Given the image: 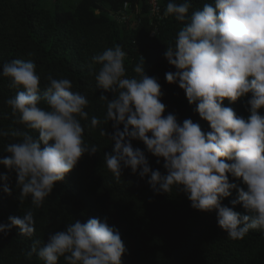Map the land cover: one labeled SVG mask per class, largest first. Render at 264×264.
Returning a JSON list of instances; mask_svg holds the SVG:
<instances>
[{
	"label": "clouds",
	"instance_id": "clouds-1",
	"mask_svg": "<svg viewBox=\"0 0 264 264\" xmlns=\"http://www.w3.org/2000/svg\"><path fill=\"white\" fill-rule=\"evenodd\" d=\"M191 7V0H168L163 12L183 23L164 52L176 69L165 79L184 90L210 130L203 131L191 118L181 123L175 114L165 115L162 86L146 74L145 58L134 66L136 75L128 76L127 54L118 44L91 58L100 65L94 75L97 89H103L98 97L106 106L103 119L89 118V100L73 91L70 79L49 74L41 89L36 64L15 59L3 64L0 76L17 90L5 103L23 130L0 128V137L18 138L6 144L8 155L0 156L7 170L0 173L2 191L12 196L14 173L17 198H30L34 208H41L85 153L98 152L84 138L82 121L90 119L88 128L113 142L104 161L117 183L130 169L148 177L155 193L181 191L193 209L215 212L218 226L233 240L250 230L264 232V0H212L190 13ZM225 100L228 105L243 100L249 115H238ZM109 122L111 132L102 127ZM134 140L143 142L157 164L162 159L165 172L150 167ZM35 223L32 211L10 215L0 222V234L7 237L17 228L31 238ZM127 252L119 230L107 218L95 217L49 232L43 243L33 240L28 255L37 254L44 264H58L60 258L66 264H123Z\"/></svg>",
	"mask_w": 264,
	"mask_h": 264
},
{
	"label": "trees",
	"instance_id": "trees-1",
	"mask_svg": "<svg viewBox=\"0 0 264 264\" xmlns=\"http://www.w3.org/2000/svg\"><path fill=\"white\" fill-rule=\"evenodd\" d=\"M125 1L142 8L135 15L141 21L134 26L113 17ZM211 2L191 0L190 13ZM42 3L43 0H0V71L3 64L12 60H31L37 66L41 89L47 86L49 74L56 79L68 78L73 91L89 100V118L95 115L103 119L106 106L98 98L103 89H97L94 75L100 65L92 64L91 58L118 44L127 54L128 76L136 75L134 66L140 56L145 58L146 74L162 86L165 115L173 113L181 123L191 118L203 131L210 130L208 122L193 110L195 105L188 103L184 90L165 79V73L176 69L168 63L164 52L174 45L182 22L168 16L151 35L155 25L150 24L145 0H78L73 9L64 8L57 0L53 9ZM160 3L164 12L168 0ZM16 91L9 86L8 78L0 76V128L23 130L14 123L11 108L5 103ZM104 94L110 99L113 95ZM225 104L228 105L227 100ZM228 106L238 115H249L243 100ZM261 112L264 114V109ZM89 123L90 119L82 121L85 142L97 145L98 152L91 156L85 153L65 179L55 184L41 208H34L30 198L23 202L17 198L20 189L16 187L14 173L10 180L12 196L0 188V222L10 215L22 217L27 211L33 212L36 222L31 238L19 234L17 228L7 237L0 234V264H44L37 254L28 255L33 240L43 243L49 232L64 230L75 220L86 222L95 217L107 218L119 230L128 249L122 257L123 264H264V232L250 230L243 239L233 240L218 226L215 212L193 209L181 191L157 194L148 184V177L141 178L130 169L123 171L117 183L104 161V153L112 151L113 142L101 137L99 130L91 131ZM102 127L112 131L111 122ZM17 139L0 137V156L8 155L4 152L6 144ZM132 143L145 151L153 170L165 172L162 159L157 164V158L147 152L143 142ZM6 171L0 165V173ZM234 195L223 203L228 204ZM236 210L244 212L240 206ZM58 264L66 262L60 258Z\"/></svg>",
	"mask_w": 264,
	"mask_h": 264
},
{
	"label": "built area",
	"instance_id": "built-area-1",
	"mask_svg": "<svg viewBox=\"0 0 264 264\" xmlns=\"http://www.w3.org/2000/svg\"><path fill=\"white\" fill-rule=\"evenodd\" d=\"M145 3L148 5V16L150 18V24L155 25L154 29L151 31V35H154L157 30V24L163 20V9L160 3V0H145ZM142 10L139 4H135L134 7L130 2L125 1L121 8L113 13V17L120 23H126L130 26H134L141 21V18H136L135 15H138Z\"/></svg>",
	"mask_w": 264,
	"mask_h": 264
},
{
	"label": "rangeland",
	"instance_id": "rangeland-1",
	"mask_svg": "<svg viewBox=\"0 0 264 264\" xmlns=\"http://www.w3.org/2000/svg\"><path fill=\"white\" fill-rule=\"evenodd\" d=\"M55 2L56 0H43L42 4L53 9V4H55ZM57 2L64 8L73 9L76 6L78 0H57Z\"/></svg>",
	"mask_w": 264,
	"mask_h": 264
}]
</instances>
